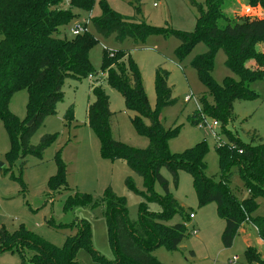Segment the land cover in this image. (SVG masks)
Here are the masks:
<instances>
[{
	"label": "trees",
	"instance_id": "1",
	"mask_svg": "<svg viewBox=\"0 0 264 264\" xmlns=\"http://www.w3.org/2000/svg\"><path fill=\"white\" fill-rule=\"evenodd\" d=\"M247 1L251 5L259 1L264 8V0ZM94 3L95 0H0V120L12 140L11 157L16 148L21 151L19 157L29 153L42 156L54 136L44 135L37 145L31 144L30 140L46 117L55 114L58 103L64 100L66 79L94 74L90 52L98 43L95 36L89 30L70 38L60 36L61 28L77 17L75 9L91 10ZM191 3L199 13L193 32L155 27L143 19L127 17L113 10L106 0L100 1L101 14L91 17V23L100 35L105 38L115 35L118 42L129 38L145 42L152 34L175 36L181 41L175 50L179 60L184 59L197 43L204 42L208 50L191 61L207 87L201 99V113L224 123L232 116L236 100L257 97L250 84L264 80V52L256 49V43L264 40V18L245 17L231 21L223 13L225 0H207L205 5L194 0ZM220 49L226 54L227 67L238 77L228 76L223 84L212 77L214 57ZM124 57L125 63H120L119 59ZM248 59H253L257 66L247 65ZM101 71L106 72L105 81L122 93L126 110L135 112L132 122L136 130L149 139L148 147L143 149L116 139L113 134L115 113L110 110V97L102 85L92 87L95 101L89 103L87 117L89 126L101 142V155L112 161H125L144 178L147 193L139 192L131 177L125 181L129 189L143 198L138 219H129L125 197L118 196L109 187L103 204L116 255L114 260L105 258L93 248L90 227L84 221L79 225V233L70 237L63 247L40 239L24 226L14 233L0 227V251H15L26 246L34 251L31 264H83L77 258L82 248L90 252L97 264H164L153 251L161 245L176 250L185 237L186 227L183 223L168 225L164 222L175 213L182 215L183 208L170 193L169 181L161 173L163 167L172 173L175 184L180 170L191 174L199 207L212 202L217 204V212L225 220L222 242L226 247L232 245L247 219L264 239V215L253 216L258 208L257 198L264 197V139L255 132L252 141L245 144L232 140L221 129L229 137V143L216 147L221 168V178L216 181L206 173L208 147L205 141L181 153L169 150V141L179 129L167 128L162 122V109L177 103L168 84L166 69L159 66L156 70V109L151 108L137 65L125 50L104 51ZM21 89H26L29 96L25 121H20L9 108L12 95ZM209 96L213 102L208 100ZM72 110L73 106L66 117ZM31 119L33 121L28 124ZM144 119H148L149 124ZM201 119L198 114L192 118L194 123ZM58 165L57 174L49 180L53 193L67 186L65 165L59 158ZM235 174L243 179L248 197L239 199L231 186ZM154 181L163 187L164 195L158 196L152 191ZM86 196L70 197L67 208L88 204ZM150 202L157 203L162 211H150ZM246 257L249 264H264L261 254L253 247L247 248ZM22 260L25 264L26 260L23 257Z\"/></svg>",
	"mask_w": 264,
	"mask_h": 264
},
{
	"label": "rangeland",
	"instance_id": "2",
	"mask_svg": "<svg viewBox=\"0 0 264 264\" xmlns=\"http://www.w3.org/2000/svg\"><path fill=\"white\" fill-rule=\"evenodd\" d=\"M101 0H95L91 10L75 9L77 17L61 28V37H72L71 29L78 23H87V29L95 36L98 43L90 52L94 67V75L100 74L104 51L125 50L137 65L145 89L148 102L152 109L157 108L155 88L156 70L159 66L168 71V84L172 88L177 103L162 109L161 117L165 127H177L178 134L169 141L172 153H181L205 141L207 153L206 173L214 180L221 178V168L217 146L240 140L245 144L252 141L256 134L264 139V80L252 82L250 87L257 92V97L249 100H236L233 114L226 122L210 127L215 118L201 113L202 97L207 92L205 83L200 79L191 61L197 55L205 53L208 48L204 42L197 43L190 53L182 60L175 55L181 41L175 36L165 37L152 34L145 42L126 39L118 42L115 35L108 38L100 35L91 23V17L101 14ZM115 11L127 17L143 19L155 27L193 32L197 26L198 9L191 0H106ZM205 5L207 0H194ZM156 4V5H154ZM223 13L229 20L245 17L264 18V8L258 1L251 5L247 0H225ZM256 49L264 52V40L256 43ZM116 55V54H114ZM126 57L119 59L125 63ZM226 54L220 49L214 57L212 77L223 84L226 77H238L227 67ZM246 64L256 67L253 59ZM96 84L89 76L80 79L68 78L64 84L65 97L58 103L56 113L46 117L43 124L32 136L33 145L40 143L46 134L53 135L52 143L45 149L42 156L27 154L21 156L19 148L13 151L11 137L0 120V227L10 233L24 226L40 239L63 247L70 237L79 233L82 221L90 227L93 248L109 260L116 258L111 246L110 234L105 214L103 197L111 187L121 197H125L128 217L138 219V208L142 196L129 189L126 179L131 177L139 192L147 193L144 178L133 171L123 160H109L101 155V142L95 131L88 124L87 110L89 103L95 101L92 87ZM102 86L110 97V110L115 113L113 119L114 137L134 147H148L149 139L140 134L133 125L135 112L126 110L122 93L112 88L105 80ZM28 92L21 89L15 92L9 103L10 111L20 121L27 118ZM189 99V100H188ZM213 102L212 97H208ZM73 106L70 116L66 117ZM198 114L203 118L194 123L192 118ZM144 122L149 124L148 119ZM58 158L65 165L66 187L53 193L49 180L58 172ZM161 173L169 181L171 195L183 208L178 213L165 218L168 225L183 223L186 234L176 250L166 246L157 247L153 254L164 264H249L246 250L249 245L255 248L264 258V239L257 232L255 225L248 219L242 223L232 245L226 247L222 242L225 220L217 212V204L212 202L199 207L198 197L193 186L191 174L180 170L178 183L175 184L172 173L166 168ZM231 186L239 199L249 196L243 179L235 174ZM152 191L160 196L165 191L159 182H152ZM86 194L88 204L67 208L70 197ZM258 208L253 216L264 215V197L257 198ZM150 211L161 212V207L154 202L148 203ZM190 213L195 218H189ZM194 229L198 233H194ZM34 251L22 247L15 251H0V264H31ZM236 257V260L233 258ZM83 264H97L90 252L84 248L77 253Z\"/></svg>",
	"mask_w": 264,
	"mask_h": 264
},
{
	"label": "built area",
	"instance_id": "3",
	"mask_svg": "<svg viewBox=\"0 0 264 264\" xmlns=\"http://www.w3.org/2000/svg\"><path fill=\"white\" fill-rule=\"evenodd\" d=\"M154 5H156V4H154ZM86 25H87L86 22L78 23L74 28L71 29L72 35H78L80 33H83L84 31L88 30ZM105 77H106V72H104V71H101L100 74H95V75L94 74H90L89 75V78L96 82L95 85H102V82L105 80ZM202 118H203L204 122L208 123V121L204 118V116ZM218 125H219V122L216 121V120H213L212 124L210 125V127L212 128V127H215V126H218ZM193 217H194V214L191 213L190 214V218H193ZM194 233H198V230L194 229ZM236 259H237L236 257L233 258V260H236Z\"/></svg>",
	"mask_w": 264,
	"mask_h": 264
},
{
	"label": "water",
	"instance_id": "4",
	"mask_svg": "<svg viewBox=\"0 0 264 264\" xmlns=\"http://www.w3.org/2000/svg\"><path fill=\"white\" fill-rule=\"evenodd\" d=\"M33 121V119H31L28 124H31V122ZM0 166H3V163H0Z\"/></svg>",
	"mask_w": 264,
	"mask_h": 264
},
{
	"label": "crops",
	"instance_id": "5",
	"mask_svg": "<svg viewBox=\"0 0 264 264\" xmlns=\"http://www.w3.org/2000/svg\"><path fill=\"white\" fill-rule=\"evenodd\" d=\"M191 214V213H190ZM193 214V213H192ZM193 218H195V215H194V217ZM243 226V225H242ZM241 226V227H242ZM256 227V226H255ZM257 229V228H256ZM197 230V229H196ZM258 232V231H257ZM248 247H252L251 245H249ZM263 258V257H262ZM264 259V258H263Z\"/></svg>",
	"mask_w": 264,
	"mask_h": 264
}]
</instances>
